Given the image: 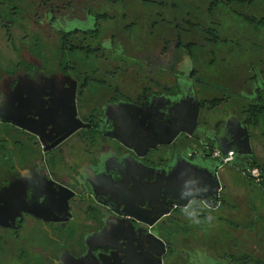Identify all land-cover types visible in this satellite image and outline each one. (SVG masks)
<instances>
[{
	"label": "flooded vegetation",
	"instance_id": "1",
	"mask_svg": "<svg viewBox=\"0 0 264 264\" xmlns=\"http://www.w3.org/2000/svg\"><path fill=\"white\" fill-rule=\"evenodd\" d=\"M36 8L33 18L57 36L60 53L41 61L27 49L0 74V117L27 125L0 118V154L9 153L0 163V241L2 232L24 231L23 264H234L175 237L189 217L220 220L232 207L213 152L244 149L240 125L250 144L239 101L249 108L252 97L264 99L259 70L251 67L241 84L218 77L202 86L194 52L211 56L223 38L210 44L163 6L147 12L146 26L143 7L132 10L127 0H38ZM2 25L10 37L13 23ZM141 35L149 38L128 43ZM216 108L225 111L220 118ZM8 126L26 133L27 157ZM250 149L233 152L228 165L254 159ZM180 160L204 164L216 178Z\"/></svg>",
	"mask_w": 264,
	"mask_h": 264
},
{
	"label": "rangeland",
	"instance_id": "2",
	"mask_svg": "<svg viewBox=\"0 0 264 264\" xmlns=\"http://www.w3.org/2000/svg\"><path fill=\"white\" fill-rule=\"evenodd\" d=\"M9 1L14 4L10 7L11 9L5 10L8 0H0V74L10 69L8 62L16 61L21 54L27 53V49L41 61L52 57L57 60L60 53V51H56V47H58L57 36L49 34L33 18V13L37 11L38 0ZM165 1L167 2L165 5L167 9L164 12L188 8L198 12L200 17L198 19L202 26L204 25L203 22L208 25L207 6L210 0ZM173 2L175 3L174 6L171 5ZM127 6L132 10L138 6L143 7L141 9L144 10V18L141 23L144 26L149 23L147 12L153 8L154 10L158 9L156 8L157 4H143L141 0H127ZM12 10L15 12L11 13ZM216 11L218 16L214 23L221 37L228 36L232 38V42L219 44L218 48H214V54L211 56L205 49H195L194 51L198 50L200 53L198 58L194 52L196 69L203 81L202 86L216 85L218 77H224L227 82H239L241 84L245 78L247 81V78L252 74L251 67L264 71V23L251 24L249 22L247 24L235 12H239L243 16H254L258 22L259 18L264 19V0H251L250 3L233 1L230 8L218 6ZM164 15L169 18L166 13ZM6 21L13 23V28L10 29V37L2 25ZM137 31L139 34L142 32L141 30ZM130 38L129 44H138L143 38L149 37H142L141 35ZM211 58L214 60L209 62ZM245 83L247 85V82ZM243 103L244 101H239L240 109ZM224 113L225 111L216 108L213 110L212 117L220 118ZM3 129L6 135L20 137L26 149L27 157L26 133H14L10 126ZM248 130L255 160L264 165V119L257 126H248ZM17 148L19 146H15L14 149ZM8 155V152L0 154V163L6 161ZM14 162L18 166L24 165L27 160L14 158ZM219 170L225 184V191H227L226 195L228 196L230 193L228 203L232 207L230 206V209L223 212L225 217L220 220L213 217L209 220L198 221L197 218L189 217L185 230L175 237L176 244L189 248L192 252L195 249L204 248L203 251L208 255L222 257L225 262L232 260L235 262L234 264H264V191L260 185L252 182L253 179L250 178L252 181L249 179L247 171H238L228 164H224V167ZM2 234H4L3 239L6 243H3L1 238L0 264H3L2 262L11 264L12 261L15 264H23L25 258L22 254L27 250L23 241L24 231L18 233L17 236L11 232H2Z\"/></svg>",
	"mask_w": 264,
	"mask_h": 264
},
{
	"label": "trees",
	"instance_id": "3",
	"mask_svg": "<svg viewBox=\"0 0 264 264\" xmlns=\"http://www.w3.org/2000/svg\"><path fill=\"white\" fill-rule=\"evenodd\" d=\"M230 1V2H229ZM233 1H235L236 3H250L251 0H210L209 4H208V8H207V15L209 17V22L208 25H206L203 22V26L201 21L198 19L200 18L198 16V12L188 9L186 8V10H178L175 9L173 12L175 14V20L177 22H182L186 19L190 20L193 23L192 26V31H204L205 35L207 36V38H212L213 42L210 43L212 45L215 44H219L221 41H218L219 38H223V43H228V42H232V38H229L228 36H222L219 33V30L217 29L216 25H211L212 23L215 22V20L217 19L218 16V12L216 11V8L218 6H222V7H227L230 8V5L233 4ZM141 2L143 4H149V3H153V4H157L158 6H163L165 7V5H167V2L165 0H141ZM172 6L175 5V3L173 2L171 4ZM236 15L238 17H242L243 21L246 22L247 24H249V22L252 23H258V24H262L264 23V19L263 18H259V21L257 22L256 19H254V16H243L241 13L239 12H235ZM166 20L168 18H165ZM204 21V20H203ZM218 22V21H216ZM215 24V23H214ZM232 51V50H231ZM252 74L249 78H252L253 72L254 70H251ZM262 75V79L257 78L256 79V85L257 86H261L264 85V71H259ZM263 89H259L258 91H261ZM244 101H246V99H244ZM248 103V101L244 102L241 106V110L242 112H244L245 116L248 119V126H257L258 124H260V121L264 119V99H258L257 97H252L251 98V104L248 106L246 105ZM245 106V107H244ZM233 166L237 167L240 171L245 168L246 166H251V167H257L259 169V176L257 178H254L253 176H250L251 179H253L254 181H252L250 178V180L254 183H256L257 185H260L264 191V165L258 163L255 158L248 161V162H243V163H238L237 161H233Z\"/></svg>",
	"mask_w": 264,
	"mask_h": 264
},
{
	"label": "water",
	"instance_id": "4",
	"mask_svg": "<svg viewBox=\"0 0 264 264\" xmlns=\"http://www.w3.org/2000/svg\"><path fill=\"white\" fill-rule=\"evenodd\" d=\"M0 118H1L2 120H4V121H10V122H12L13 124H15V125H17V126L23 128V129H26V130H27V125L24 124V123H21L20 121H18V119L15 118L14 116H12V117H10V116H6V117L1 116ZM21 118L24 119V120H27V113L22 114V115H21ZM196 119H197V116H196V113H195L194 116L192 117V120H191V121H192V126H191V128H190L191 130H192V129L194 128V126H195ZM238 125H239V124H238ZM76 127H77V126H76ZM76 127H75V128H76ZM239 127H240V131H241V134H240L241 142H243V143L245 144V148H244V149H241V148H232V147L219 148L218 150L220 151V153H221L222 156H226L227 153H228L229 151H233V152H236V153L241 154V155H246V154H250V153H251L250 144H249V134H248L247 128H246L245 126L242 127L241 125H240ZM178 129H179V127L176 126V133L178 132ZM29 130H31V132L38 133V131H36V130H34V129H29ZM72 130H73V129H70L69 131L66 132V134H69V133L73 132ZM176 133H175V134H176ZM179 162H180V163H184V164H186L187 167H189V168H191V169H194V170L197 171V172H203V173H204L205 175H207L208 177H210V175H212L213 178H216L215 173H214V172H209V171L207 170V168L205 167L204 164H193V163L188 162V161H186V160H180ZM174 169H175V170H176V169H179V173L182 172V170H180V169H182V167L179 168V165H177V164H176V166H175ZM202 183H203V185H204V182H202ZM204 187H205V186H202L201 189L203 190ZM161 190L163 191V188H161ZM188 196H189V197H188L189 199H188L185 203H183L182 206L187 205V204L189 203L191 197H192V196H195V195L190 194V195H188ZM166 197H171V196H170L169 194H167ZM180 197H181L180 195H177V196L175 197V199L178 200ZM171 198H172V197H171ZM145 222H146V221H145ZM147 223H148V222H147ZM159 241H160V243H162L161 240H159Z\"/></svg>",
	"mask_w": 264,
	"mask_h": 264
},
{
	"label": "built area",
	"instance_id": "5",
	"mask_svg": "<svg viewBox=\"0 0 264 264\" xmlns=\"http://www.w3.org/2000/svg\"><path fill=\"white\" fill-rule=\"evenodd\" d=\"M233 151H229L226 156H222L220 151L214 150L213 157L220 161L222 164H229L232 161ZM242 172L247 171L248 177L253 176L257 178L259 176V169L257 167L246 166L241 170Z\"/></svg>",
	"mask_w": 264,
	"mask_h": 264
}]
</instances>
